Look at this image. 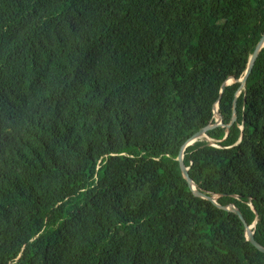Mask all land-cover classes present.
Listing matches in <instances>:
<instances>
[{
    "label": "trees",
    "instance_id": "1",
    "mask_svg": "<svg viewBox=\"0 0 264 264\" xmlns=\"http://www.w3.org/2000/svg\"><path fill=\"white\" fill-rule=\"evenodd\" d=\"M263 34L264 0H0V264H264Z\"/></svg>",
    "mask_w": 264,
    "mask_h": 264
},
{
    "label": "water",
    "instance_id": "2",
    "mask_svg": "<svg viewBox=\"0 0 264 264\" xmlns=\"http://www.w3.org/2000/svg\"><path fill=\"white\" fill-rule=\"evenodd\" d=\"M264 47V34L262 35L261 39L259 40V42L257 43L252 55L250 56L249 58V61H248V65H247V68H246V71H245V74L243 76V78L241 80H239L240 82V87H243V85L245 84L251 70H252V67L255 63V60L257 59V56L260 52V50ZM239 87V88H240ZM217 108V106H215ZM214 107V108H215ZM219 116V120L216 121L213 125H209L201 130H199L196 134L193 135V137L183 146V149L187 146V145H190L192 144L194 141H196L198 138H201V137H205V132L208 130V129H211L215 126H225L222 122H221V117L220 115ZM238 118V115H236L235 117L232 118L231 122L227 125V127H229V125L233 124ZM183 149L181 151V153L179 154V157H178V161H179V165H180V169H181V172L184 176V178L186 179L188 185L191 187L192 191L200 196V197H203V198H207L205 197L204 195L198 193L196 190H195V185L192 183L191 180H189L188 178V174H187V168L184 166L183 164V155H182V152H183ZM213 202H215L214 200H212ZM219 208H224L230 212H233L235 214H237L240 218H241V215L240 213L238 212V210L234 207V206H228V207H223V206H218ZM254 226V224L252 226H246V238L248 241H250L253 245H255L257 248H259L261 251L262 249L257 245V243L254 241L253 239V232H251V228ZM247 232H249V235L247 236Z\"/></svg>",
    "mask_w": 264,
    "mask_h": 264
},
{
    "label": "rangeland",
    "instance_id": "3",
    "mask_svg": "<svg viewBox=\"0 0 264 264\" xmlns=\"http://www.w3.org/2000/svg\"><path fill=\"white\" fill-rule=\"evenodd\" d=\"M232 82V80H229L227 83H231ZM235 117V116H234ZM215 118H216V121H218V119H217V117L215 116Z\"/></svg>",
    "mask_w": 264,
    "mask_h": 264
},
{
    "label": "bare ground",
    "instance_id": "4",
    "mask_svg": "<svg viewBox=\"0 0 264 264\" xmlns=\"http://www.w3.org/2000/svg\"><path fill=\"white\" fill-rule=\"evenodd\" d=\"M249 235V232H247V236Z\"/></svg>",
    "mask_w": 264,
    "mask_h": 264
}]
</instances>
